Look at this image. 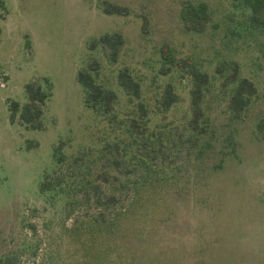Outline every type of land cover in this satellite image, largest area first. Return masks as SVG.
Returning a JSON list of instances; mask_svg holds the SVG:
<instances>
[{
	"label": "rangeland",
	"instance_id": "rangeland-1",
	"mask_svg": "<svg viewBox=\"0 0 264 264\" xmlns=\"http://www.w3.org/2000/svg\"><path fill=\"white\" fill-rule=\"evenodd\" d=\"M0 6V259L17 264H264V35L242 30L247 17L232 0H2ZM206 2L211 19L199 32L185 29L183 6ZM107 6L121 15H107ZM144 24L146 28L144 29ZM121 34L117 62L99 42ZM192 58L216 77L224 62H237L257 95L242 118L213 94L210 115L215 135L184 195L168 189L128 216L115 217L129 204L120 197L113 209L91 200L67 215L63 196L41 194L44 175L54 168L53 150L73 140L70 152L104 129L84 105L80 70L98 68V82L127 96L117 85L129 68L151 101L174 82L183 102L171 116L180 118L188 90L173 76L158 75L160 52ZM52 91L42 128L10 122L8 101L28 103V84ZM216 85H219L217 80ZM213 93H215L213 91ZM92 135V138H91ZM188 190V191H187ZM100 212L102 227L94 220Z\"/></svg>",
	"mask_w": 264,
	"mask_h": 264
},
{
	"label": "trees",
	"instance_id": "trees-1",
	"mask_svg": "<svg viewBox=\"0 0 264 264\" xmlns=\"http://www.w3.org/2000/svg\"><path fill=\"white\" fill-rule=\"evenodd\" d=\"M232 2L247 13L242 30L264 35V0ZM0 6L3 7L2 0ZM103 11L107 15L122 14L119 7L107 6ZM180 17L186 30L199 33L206 28L211 14L206 2H188ZM99 42L110 50V60L117 62L125 43L123 36L104 35ZM160 56L158 75L173 76L188 90L186 110L177 119L171 115L182 104L183 97L174 82L166 83L149 101L142 96V86L131 70H120L117 85L128 98L123 110L118 93L99 84L98 68L90 66L79 71L77 80L84 90V105L100 118L104 129L73 152L71 138L60 141L53 150L54 168L45 173L40 184L41 194L53 193L67 200L68 216L91 200L101 210H109L115 208L120 197L130 198L129 204L115 214L119 217L133 214L136 207L154 201V197L162 196L168 189L177 188L178 194L184 195L185 185L192 182L198 165L212 147V95L226 100L235 119L242 118L257 95L256 84L240 75L237 62L222 63L216 69V77H211L194 59L178 57L168 47L161 49ZM25 90L27 104L8 101L10 122L27 129H41V118L52 91L33 83L26 85ZM258 131H264L263 123ZM105 216L108 214L100 212L94 220L102 227L113 226L115 220L105 222ZM16 261V256H8L0 259V264H17Z\"/></svg>",
	"mask_w": 264,
	"mask_h": 264
},
{
	"label": "built area",
	"instance_id": "built-area-1",
	"mask_svg": "<svg viewBox=\"0 0 264 264\" xmlns=\"http://www.w3.org/2000/svg\"><path fill=\"white\" fill-rule=\"evenodd\" d=\"M3 84H4V83H2V84L0 83V85H3Z\"/></svg>",
	"mask_w": 264,
	"mask_h": 264
}]
</instances>
